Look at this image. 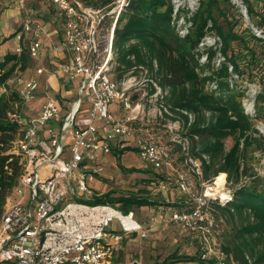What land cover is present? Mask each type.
<instances>
[{"label": "built area", "instance_id": "obj_1", "mask_svg": "<svg viewBox=\"0 0 264 264\" xmlns=\"http://www.w3.org/2000/svg\"><path fill=\"white\" fill-rule=\"evenodd\" d=\"M51 2L64 23L62 47L68 58L58 63L54 75L50 76L63 78L72 84L73 90L77 84L79 97L71 102L55 96L33 120L17 118L24 130L16 143L23 163L19 187L29 188L31 198L25 202L22 198L25 193L19 190V201H14L12 195L7 199L0 217V264H114L125 239L130 234L146 237L147 229L134 214H124L119 205L97 203L102 194L94 188L95 182L107 178L106 157L114 149L126 147L116 140L132 136L140 117V105L133 106L129 88H121L116 80L115 29L129 0L98 9L85 6L79 0ZM231 2L240 9L242 17L251 21L244 0ZM174 6V16L179 10H187L188 16H192L199 9L200 0H190L188 6L174 0ZM191 27L192 23L184 16L177 20L181 37L187 36ZM211 28L210 23L208 29ZM257 28L252 26V33L264 39V30ZM32 32L33 24L28 21L16 33V54L23 53L24 40ZM222 46L221 37L209 31L197 47L201 65L210 63L209 51L214 50L217 54L212 66L221 68L226 63ZM44 50L36 34L28 48L31 57L39 59ZM228 66L234 88L240 76L231 64ZM45 72L39 68L37 75ZM9 82L1 85L0 95L11 91ZM21 84L22 89L17 93L28 103L38 92L39 81L34 77ZM207 87L210 91L218 90V83L208 82ZM116 103L126 111L133 109L136 114L117 116L112 111ZM250 106L247 104L245 109L243 105L245 113L254 118ZM138 151L141 160L155 168L171 160L169 149L155 141L141 140ZM68 153L70 158H66ZM180 187L186 189L184 183ZM165 188L162 184L160 189ZM211 190L208 188L204 196L196 199V206L190 210L160 207L159 212L166 222L192 231L212 226ZM212 257H216V264H230L225 254H213L212 249L202 256L207 261Z\"/></svg>", "mask_w": 264, "mask_h": 264}, {"label": "trees", "instance_id": "obj_2", "mask_svg": "<svg viewBox=\"0 0 264 264\" xmlns=\"http://www.w3.org/2000/svg\"><path fill=\"white\" fill-rule=\"evenodd\" d=\"M79 1L97 9L114 7L117 2ZM244 2L250 19H258L257 27L264 30V0ZM256 3L262 4L260 10ZM229 5L235 7L231 0H200L199 9L192 16H188L187 10H179L174 16V0H129L115 29L116 79L122 81L134 69H147L154 74L159 86L168 92L170 111L179 115L183 122L185 137L190 140L189 153L193 159L201 162L203 179L210 181L225 173L228 181L239 184L244 175L246 152L255 144L262 150L264 146L257 138L260 132L255 125L260 114L252 118L245 113L241 100L244 94L239 88L231 87L228 64L240 77L246 74L251 78L258 76L261 68L264 69V39L254 35L251 30L248 36L246 32H234V28L225 31L218 19L221 17L228 23ZM182 16L192 23L185 37H181L177 28V20ZM210 23L212 28L208 29ZM209 31L221 37V52L226 58V63L216 69L212 61L217 51H209L210 63L207 66L210 75L205 73L206 67L201 65L197 52L200 41ZM235 41H240L242 48L239 53L230 56ZM258 44L262 49L259 52ZM31 58L25 49L21 55H7L0 62V85L6 84L16 72L26 71ZM256 70L258 73L254 74ZM213 81H217L218 90L209 91L208 82ZM258 103H264V91L258 95L256 105ZM24 104L20 94L15 91L0 95V217L7 199L19 187L23 173L22 157L15 149L24 133L17 121V118L23 117ZM231 138L235 144L227 150L226 141ZM179 148L183 149L181 145ZM233 195L227 203H213L217 210L228 214L227 220L234 225L232 237L222 243V254L226 255L230 264H264V182L255 188L241 186ZM96 202L121 205L119 208L124 214L131 213L134 205L150 207L157 204L138 195L115 198L113 191L97 198ZM169 261H173L172 264L197 262L195 258L182 257L178 253L171 255L164 264H170ZM199 261L201 264H215L203 258Z\"/></svg>", "mask_w": 264, "mask_h": 264}, {"label": "rangeland", "instance_id": "obj_3", "mask_svg": "<svg viewBox=\"0 0 264 264\" xmlns=\"http://www.w3.org/2000/svg\"><path fill=\"white\" fill-rule=\"evenodd\" d=\"M123 1L117 0L116 4L121 5ZM7 2L10 3V6L17 7L18 11L17 15L10 17L12 18L10 20L14 19L13 24L16 26V32L10 36L12 34L10 31L7 40L15 38L16 33L22 31L24 24L31 21L34 29L41 30V39L46 45L45 53L43 52L44 55L39 59L31 58L27 70L16 72L9 82L10 92H19L23 86L21 81L24 82L34 77L39 81L40 88L33 100L25 103L22 108L23 118L33 120L40 113L43 105L55 97V92L49 86L48 75H54V71L57 68L58 59L55 58V52L58 51L57 48L60 41H56V37H52L50 34L59 27V20H56L50 0H0V8L5 6L7 10L9 6L7 4L4 5ZM181 2L187 6L190 4V0H181ZM1 3L4 4L1 5ZM256 6L260 10L262 4L258 5L256 3ZM227 12L228 23L221 17L218 19L225 31H228L229 28H234V32L238 34L246 32V36H248L251 27L258 23V19L248 21L242 17L238 7L229 5L227 6ZM32 36L33 34L30 33L24 40L23 46L25 50H28ZM13 42L9 51L10 54L16 53L15 46L17 42L15 39ZM241 48L242 44L240 41L233 42L229 55L239 53ZM257 50L258 52L262 50L260 44H258ZM205 67V73L210 75L209 67ZM38 68L45 69L47 71L45 72L46 75H37ZM262 69L261 71L259 70L260 73L255 78H251L246 74L234 82V85L236 89L239 88L241 93L244 94L241 97L244 107L247 104H251L249 110L253 113L254 118H257L260 114L255 121V125L260 132V135L257 134V138L261 139L260 143L264 146V133L261 131V128H264V103L256 105L255 101L257 95L264 91V69ZM257 73V70L254 71V74ZM234 79L235 77H233ZM118 82L121 88H129L128 92L133 106L140 105V117L136 126L137 129L134 130L132 136L126 139L118 137L116 140L120 146L124 145L128 149L123 153H120L122 150L114 149L112 154L106 157L107 178L95 182L94 188L104 196L108 192L113 191L115 192V198L138 195L142 198H149L153 202H157V204L150 207L135 205L132 207L131 213L147 228L146 237H142L141 234H130L125 239L123 248L117 254L114 264H164L175 253L182 257L195 258L197 260V262L185 261L176 264H201L200 258L209 249H212L213 254H222V243H226L232 237L234 225L227 220L228 214L225 215L220 210H217L213 203H227L232 200L233 193L241 186L255 188L264 182V150L257 144L253 145L246 152L243 159L244 175L241 182L239 184L231 183L228 181V175L226 174L225 185L223 188H218L216 183L219 176L210 181L203 179L201 162L193 159L191 153H189L190 140L185 137L186 131L183 129V122L179 115L170 111V107L167 105L169 104L167 101L168 92L159 86L154 79V74L147 69H134L122 81ZM74 88H76L74 92L67 90L66 94L69 97L66 99L68 101L75 102L79 97L78 85L75 84ZM56 96L61 98V95ZM120 106L117 103L112 106V111L117 113V116H128L135 113L133 109L130 112L120 108ZM141 140L155 141L166 146L171 154L170 162L160 168H155L143 162L138 151ZM234 144L235 140L233 138L227 140V150H230ZM179 145L183 147L182 150ZM70 157V153L66 154V158ZM181 183L186 185L185 190L180 187ZM162 184L166 186L165 189H160ZM208 188L213 189L209 191V194L216 193V197H220V193H225L228 197L226 200L211 198L209 211L212 226L209 224L199 231H192L184 226L166 222L164 215L160 214V207H165L166 209L174 207L178 211L192 209L197 204L196 199L204 196ZM19 190L25 193L22 198H24L25 202H28L31 198L30 189L23 186L17 188L12 194L13 200L19 201L21 199ZM82 202L89 203L87 201ZM157 205L159 206L158 211H156ZM169 262L172 264L173 261ZM211 262L216 264V257H212Z\"/></svg>", "mask_w": 264, "mask_h": 264}, {"label": "crops", "instance_id": "obj_4", "mask_svg": "<svg viewBox=\"0 0 264 264\" xmlns=\"http://www.w3.org/2000/svg\"><path fill=\"white\" fill-rule=\"evenodd\" d=\"M7 1H9V0H7ZM11 1H14V0H11ZM8 3L9 2H7L5 4L4 3H1V5H3V4L6 5L7 4V6H9L7 10L5 9V6H2L0 8V62L4 61L5 57L10 54L9 51L11 50L12 45L14 43L13 42L14 41V38L9 39L10 41L7 40L8 39V36L10 34V31L12 33V34H10V36L11 35H14V33L16 32V26H15V24H13V20L14 19L13 20H10V19H12L10 17L12 15H14V16L17 15V13H18L17 7L10 6V3L9 4ZM50 3L52 4V2H50ZM53 11H54V9H53ZM54 13H55V16L57 18L56 20H59L58 21L59 27L57 29H55V31L53 33H51L50 35L52 37L55 36L56 37V41H60L59 42V46L57 48L58 51L55 52V58L58 59V63H62V62H64L68 58V55H67L66 51L62 47L63 25H64V23H63V20L61 19V17L55 11H54ZM33 29H34V27H33ZM32 34H33L32 40L35 38V35L36 34L39 35V38L42 41L43 46L45 48L46 45L44 44L43 40L41 39V37H42L41 30L34 29L33 32H32ZM44 53L42 54V56L44 55ZM43 75H46V74H43ZM40 76H42V75H40ZM48 77H49L48 78L49 86L53 89L52 91L55 92V96L56 95H61L63 98H67V97H69V95L66 94L67 93V90L69 92H74L75 91V90L72 89V84L69 83V82H67L63 78H58V77L50 76V75H48ZM0 87H1V85H0ZM4 95H6V94H4ZM158 207L159 206L157 205L156 206V211H158Z\"/></svg>", "mask_w": 264, "mask_h": 264}, {"label": "bare ground", "instance_id": "obj_5", "mask_svg": "<svg viewBox=\"0 0 264 264\" xmlns=\"http://www.w3.org/2000/svg\"><path fill=\"white\" fill-rule=\"evenodd\" d=\"M262 132L264 133V128H262ZM226 183V174L225 173H221L217 179V185H218V188H223V186L225 185ZM213 195L215 198H220L221 200H226L227 195L225 193H220V197H216L217 194H211Z\"/></svg>", "mask_w": 264, "mask_h": 264}]
</instances>
